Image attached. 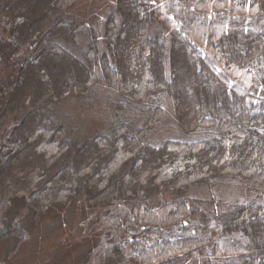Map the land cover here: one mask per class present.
I'll use <instances>...</instances> for the list:
<instances>
[{"label": "trees", "instance_id": "obj_1", "mask_svg": "<svg viewBox=\"0 0 264 264\" xmlns=\"http://www.w3.org/2000/svg\"><path fill=\"white\" fill-rule=\"evenodd\" d=\"M78 1L0 0V66L17 71L0 77V245L83 201L98 212L69 264H264V0H116L106 52L93 36L81 57ZM102 82L138 104L165 94L185 132H211L147 144L157 103L138 129L70 140L54 106ZM226 177L261 200L212 213L187 195Z\"/></svg>", "mask_w": 264, "mask_h": 264}, {"label": "rangeland", "instance_id": "obj_2", "mask_svg": "<svg viewBox=\"0 0 264 264\" xmlns=\"http://www.w3.org/2000/svg\"><path fill=\"white\" fill-rule=\"evenodd\" d=\"M116 0H79L72 9L77 19V40L75 56L81 57L94 37L99 52H106L103 40L108 16L115 12ZM167 39L168 34H163ZM94 36V37H93ZM95 39V38H94ZM168 42V39H167ZM84 49V50H83ZM13 61H20L17 57ZM12 62L0 66V77L8 81L17 75ZM160 103L164 109L163 118L146 136L149 145H162L168 139L195 141L205 137L209 130L185 132L175 115V104L171 97L162 94L153 97L145 104H138L131 98L121 95L116 86L105 82L97 83L93 90L84 96H71L54 106L52 118L64 127L70 140H85L100 133H112L121 123L132 121V129H138L146 119V109ZM146 115V116H145ZM187 195L200 200L199 206L207 212L217 213L221 208L235 201L261 200L251 192L239 178H224L213 187L192 186ZM175 196L163 192L154 198V203L170 201ZM152 200V201H153ZM98 209H91L80 201L58 217L45 218L32 228V234L17 250L10 253L9 245H0V264H69L77 261L85 249L84 236L89 223Z\"/></svg>", "mask_w": 264, "mask_h": 264}]
</instances>
